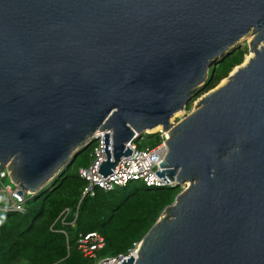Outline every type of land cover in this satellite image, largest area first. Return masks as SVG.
I'll return each instance as SVG.
<instances>
[{"label": "water", "instance_id": "water-1", "mask_svg": "<svg viewBox=\"0 0 264 264\" xmlns=\"http://www.w3.org/2000/svg\"><path fill=\"white\" fill-rule=\"evenodd\" d=\"M249 31L253 56L170 123ZM157 126L155 174L187 187L120 264H264V0H0V171L18 194L96 130L106 176Z\"/></svg>", "mask_w": 264, "mask_h": 264}, {"label": "trees", "instance_id": "trees-1", "mask_svg": "<svg viewBox=\"0 0 264 264\" xmlns=\"http://www.w3.org/2000/svg\"><path fill=\"white\" fill-rule=\"evenodd\" d=\"M245 53L235 47L211 65L193 100L213 90L243 62ZM142 140L144 145L135 142L136 149H151L159 133L145 134ZM92 148L90 142L78 150L46 187L26 196L22 213L0 211V264H93L76 246L79 235L91 232L104 241L98 257L125 255L181 191L179 186L146 187L132 181L80 199L84 183L77 170L89 165ZM1 184H9L8 179Z\"/></svg>", "mask_w": 264, "mask_h": 264}, {"label": "built area", "instance_id": "built-area-1", "mask_svg": "<svg viewBox=\"0 0 264 264\" xmlns=\"http://www.w3.org/2000/svg\"><path fill=\"white\" fill-rule=\"evenodd\" d=\"M160 140L151 149L137 150L135 141L126 143L130 153L122 156L110 173L106 176L99 174L100 164L105 160V149L111 153V130H96L88 140L93 143L90 153L91 161L85 168L77 170L78 177L84 185L80 192V199L85 196L92 197L96 190L109 192L116 188L125 186L128 182L138 181L146 187L171 186L172 183L156 176V171H160L159 164L167 154L166 133L158 132ZM107 137L105 143L104 137ZM8 172L3 168L0 171V211L22 213L27 192L18 194L19 188L16 185L1 184V180L7 178ZM8 179V178H7ZM9 181V180H8ZM78 251L87 258L94 260L93 264H120L128 256L135 258V249L129 250L125 255L115 257H98L97 253L104 246L103 238L95 232L78 236L76 240Z\"/></svg>", "mask_w": 264, "mask_h": 264}, {"label": "rangeland", "instance_id": "rangeland-1", "mask_svg": "<svg viewBox=\"0 0 264 264\" xmlns=\"http://www.w3.org/2000/svg\"><path fill=\"white\" fill-rule=\"evenodd\" d=\"M253 38H254V34H252V32L249 31L244 36H242L234 45V46L238 45L239 47H242V48H244L246 50L243 62H246V59H248L250 57L251 53H252L251 51L249 52V44H250V42L252 41ZM204 95L205 94L199 96L198 98H196L194 100H193V98H194V95H193L190 98V100L186 103V105L190 103L189 109L188 110L182 109L179 113H176V114L172 115L170 117V119H169V122L172 123V124H176L179 121H181L184 116H187L190 113H192L195 110V108L197 107L200 98L202 96H204ZM158 131H160V130H156V131L151 132V133H155V132H158ZM144 136H145V133H143L141 135V139H137L135 142H137L138 144L144 145V140H142L144 138ZM47 185L48 184H46L45 187ZM186 187H187V183H185L182 186H180L181 190H184ZM161 216H164V214L162 213Z\"/></svg>", "mask_w": 264, "mask_h": 264}, {"label": "bare ground", "instance_id": "bare-ground-1", "mask_svg": "<svg viewBox=\"0 0 264 264\" xmlns=\"http://www.w3.org/2000/svg\"><path fill=\"white\" fill-rule=\"evenodd\" d=\"M253 56V53H251V55H250V57L249 58H251ZM248 58V59H249ZM248 59H246V62H247V60ZM245 63V62H244ZM222 82H225V81H222ZM222 84V83H221ZM181 110H179V111H177V112H175L174 114H176V113H179ZM173 114V115H174ZM156 130H161V127L160 126H157V127H155V128H153V129H151V130H147L146 132L147 133H151V132H154V131H156ZM159 132V131H158Z\"/></svg>", "mask_w": 264, "mask_h": 264}]
</instances>
